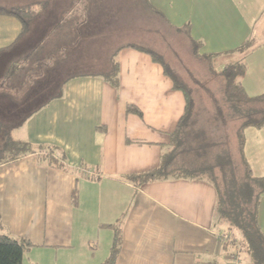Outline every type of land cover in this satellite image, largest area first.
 <instances>
[{
	"label": "crops",
	"instance_id": "crops-1",
	"mask_svg": "<svg viewBox=\"0 0 264 264\" xmlns=\"http://www.w3.org/2000/svg\"><path fill=\"white\" fill-rule=\"evenodd\" d=\"M37 2L0 0V5ZM51 2L36 6L38 14L23 35L18 19L0 16V120L15 140L55 147L53 156L63 164L51 167L35 154L0 165V233L36 245L24 253L22 264H101L115 228L121 236L115 264H252L250 253L231 243L240 232L228 234L227 224L216 222L212 182L166 179L136 186L126 178L154 169L169 151L184 112L182 93L147 54L132 48L116 55V86L85 73L55 81L72 69L67 55L74 57L86 44L70 29L84 21L86 11L80 0L62 11ZM145 3L153 14L145 15L182 30L187 41H200L201 53L248 43L247 51L230 59L248 65L264 47V0ZM63 23H71L65 32ZM108 33L113 34L102 35ZM128 105L139 108L142 117L127 113ZM262 199L257 216L264 232Z\"/></svg>",
	"mask_w": 264,
	"mask_h": 264
},
{
	"label": "trees",
	"instance_id": "trees-1",
	"mask_svg": "<svg viewBox=\"0 0 264 264\" xmlns=\"http://www.w3.org/2000/svg\"><path fill=\"white\" fill-rule=\"evenodd\" d=\"M145 1L148 2V0ZM36 6L45 7V2L12 7L0 5V16L18 19L21 23L20 35H23L38 14ZM176 31L183 32L182 30ZM185 34L188 36L187 31ZM188 43L192 55L208 64V70L213 77L221 79V92L227 113H225L223 105L210 94L214 113L210 118L206 114L203 115L202 110L196 106L193 89L184 82L163 55L148 47L132 43L119 45L109 59V68L100 75L105 81L116 86L118 84L116 55L123 48H132L147 54L155 64L159 65L163 74L171 81L173 88L180 91L184 98V112L170 135L169 151L161 156L159 164L154 169L126 178L136 186L166 179L204 178L212 182L217 192L216 222L226 223L228 234L232 229L238 230L241 238L236 239L233 236L234 239L231 240V243L238 242L243 250L250 253L252 264H264V232L258 226L257 216L259 202L264 197V175L255 177L243 154L245 130L264 127V92L258 96H249L241 83L247 73L246 63L243 59L230 60L235 54L247 51L249 44L245 43L238 49L224 53L204 54L201 53L202 43L200 41L190 38ZM223 61L226 62L222 63ZM221 63L223 65L219 69ZM127 113L142 117L141 111L134 105L127 106ZM231 121L237 123L234 135L244 170L241 181L235 176V171L231 170L230 155L227 150L223 153L226 142L223 136L218 133L227 129ZM54 153H56L55 147H34L27 142L13 139L8 134L6 125L0 120V165L27 155L37 154L46 160L49 166L63 168V164L58 161L59 158L53 156ZM218 155H222V157ZM218 157L221 159L214 161ZM215 170L222 174H216ZM106 226L113 227V225ZM0 228H2L1 224ZM224 237L228 238V235ZM35 246L25 238L14 237L7 232L0 233V264H22L24 253ZM120 247V231L115 228L110 253L101 264H115Z\"/></svg>",
	"mask_w": 264,
	"mask_h": 264
},
{
	"label": "rangeland",
	"instance_id": "rangeland-1",
	"mask_svg": "<svg viewBox=\"0 0 264 264\" xmlns=\"http://www.w3.org/2000/svg\"><path fill=\"white\" fill-rule=\"evenodd\" d=\"M41 1H52L51 3H54L60 11L70 8L71 3L77 2V0H39V2ZM80 3L85 5V19L79 25L74 24L70 29L74 30L73 33L80 35L81 38L84 37L86 44L77 47L74 57L71 53L67 55L68 60L73 62V66L70 67L72 69L57 76L55 81L61 82L66 77L83 73L86 76L101 75L109 68L108 58L114 50L119 45L132 43L151 48L165 57L184 82L193 89L196 106L202 110L203 115L206 114L210 118L214 113L210 94L223 105L224 111L227 113L221 92V79L213 77L208 70V64L192 55L190 44L183 33H176V30L170 27H162V25L155 23L154 18L145 15V13L153 15L148 13V5L145 0H80ZM52 12L55 14L56 11L52 10ZM131 12L134 14L133 16H131ZM131 17L134 19L132 25L129 23ZM127 19L129 24L126 30ZM65 24L71 23L61 25L63 28L61 30L64 32L67 29ZM109 30L113 34L102 35V33L110 32ZM255 53L247 59L248 70L241 80L247 94L251 97L264 92V47ZM78 56L80 61L77 59ZM81 61H85V65ZM236 127L237 123L231 121L227 129L218 133L223 136L226 142L223 153L227 150L230 155L231 170L235 171V176L241 181L244 170L234 135ZM244 137L243 154L253 175L261 177L264 175V127L262 129L248 128L244 132ZM218 156L222 157V155ZM219 157L214 161H219L221 159ZM217 170H215L216 174L221 173ZM261 210H264V205Z\"/></svg>",
	"mask_w": 264,
	"mask_h": 264
},
{
	"label": "built area",
	"instance_id": "built-area-1",
	"mask_svg": "<svg viewBox=\"0 0 264 264\" xmlns=\"http://www.w3.org/2000/svg\"><path fill=\"white\" fill-rule=\"evenodd\" d=\"M82 173L85 174V175H92V171H90L89 169H81Z\"/></svg>",
	"mask_w": 264,
	"mask_h": 264
}]
</instances>
